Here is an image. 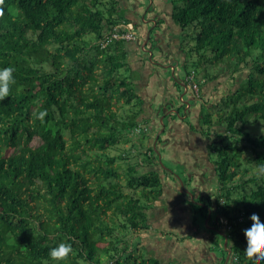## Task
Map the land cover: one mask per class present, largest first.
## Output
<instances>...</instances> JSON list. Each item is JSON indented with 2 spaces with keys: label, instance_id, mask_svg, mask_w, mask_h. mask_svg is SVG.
I'll list each match as a JSON object with an SVG mask.
<instances>
[{
  "label": "trees",
  "instance_id": "trees-1",
  "mask_svg": "<svg viewBox=\"0 0 264 264\" xmlns=\"http://www.w3.org/2000/svg\"><path fill=\"white\" fill-rule=\"evenodd\" d=\"M176 3L174 22L197 34V69L214 61L218 70H205V79L224 76L230 86L200 117L218 192L204 206L191 205L202 216L214 206L215 230L228 218V264H255L244 255L243 230L252 213L264 222V0ZM3 8L0 69L13 67L16 83L0 101V264H57L48 252L62 242L73 253L59 264H172L135 255L133 236L150 229L167 172L153 159V144L141 139L153 131L141 119L140 84L122 73L132 71L128 44L135 40L103 45L120 24L132 23L139 37L127 9L121 0H5ZM154 48L166 62L171 49L159 41ZM44 110L43 122L34 118ZM122 143L141 150L147 171L144 162L131 163L126 147L119 153ZM214 245L224 247L218 239Z\"/></svg>",
  "mask_w": 264,
  "mask_h": 264
},
{
  "label": "crops",
  "instance_id": "crops-1",
  "mask_svg": "<svg viewBox=\"0 0 264 264\" xmlns=\"http://www.w3.org/2000/svg\"><path fill=\"white\" fill-rule=\"evenodd\" d=\"M132 1L133 2L129 4L128 7H126L127 18L136 24L139 37L136 41L131 42L128 45L134 53V56L132 57L133 62L131 64L132 71L138 73V77H135V82L140 84V90L138 91L144 96L145 99L141 119L150 120L154 118L155 123V121L159 118L154 117L156 114V109L163 110L164 103L166 102V92L172 88L170 87L167 89L166 83L168 81H166V77L171 79V77L175 75V80L177 83V81L181 80V76H178V72H181V69L176 64H186L184 57L177 52V50H179L181 47V41H179V38L182 34V31L173 19L174 5L176 0ZM143 2L145 8L149 6V10H146L145 12L144 9L141 8ZM134 4L136 5L135 8ZM154 32L157 33L159 46L166 47V49H171V51H166V54L168 52L171 54L166 59V62H164L162 58L158 56V51L154 48ZM143 54H146V58L144 56L142 57ZM176 59H179L180 63L176 61ZM163 62L165 65L162 67L160 64H163ZM205 77V73L199 75L198 79L197 76L195 77V82H197L198 87H196L194 81L192 83L186 79L182 80L188 83L186 94H189L192 101H210V98L212 97L211 91L214 90L215 87H213V82L207 81ZM175 90L173 93H175ZM155 104L158 107H155ZM176 106L174 105L172 107V113L175 112ZM186 106L187 112L185 118L191 117V121H193L194 124L200 123L201 109L194 104H186ZM171 112L169 114H171ZM185 118L177 119L175 117H171L169 132L167 129L160 131V139H162V137L163 139L161 142L158 141L157 143L154 139V133L151 143L153 145L156 143L158 147L163 149L164 153H166L165 156L168 158L177 159L175 162L184 160L186 167L196 168L197 173L193 172V170H189V172L195 173L196 176L201 174L199 179L192 181L193 187H196L195 190L200 194L201 190L197 186L202 183V178L205 176V174L213 171L212 176H216L214 172V166L210 161L208 153V146L210 142L207 140V144L204 145V141H202V138L200 137V129H196L194 130V133L199 136V141H192L189 143L187 141L186 131L190 130V128L186 126ZM155 127H159L158 129H160L161 126L155 123L154 128ZM184 128L186 130H184ZM168 139L169 141H167ZM211 168H213V170ZM189 172L187 170L186 174H189ZM162 178L165 182L166 180L164 175H162ZM208 181L209 179H207V183ZM171 189L172 192H164L160 199L156 201V204L158 202L163 203V205L160 206L157 204V209L154 210L156 211L155 214L158 213V216L155 214L150 215L151 226L147 231L148 234H146L145 238V241L148 242V244L145 245L147 250L146 252H149L150 249L153 256L164 261L163 258L159 256H162L161 253L168 251L170 254L169 258H171L168 261H171L172 264H175L180 260V264H221L222 259L224 258L223 255H212V260L207 263L206 254L208 253L209 257L210 251L208 252V250L213 246L214 239H218V241L221 239L222 244L224 243L225 247L223 235L221 234L224 232L223 229L219 228L221 233H218V231L215 230L216 233L211 235H199L197 233L190 235V231H193V228L195 227L193 222L195 220L194 214L197 208L191 204H179V200H181L179 194L181 193L178 191V186H171ZM172 197H174L173 202H171ZM194 198L195 197H193V199ZM163 200H167L170 203H174L175 205L179 204V208L175 206L173 210H169L166 207L168 204H166ZM213 212L214 206L210 208L211 215ZM178 221L179 226H176L175 228H177L179 231V235H177L175 239H172L171 230L174 227H169V223L177 224ZM185 227H188L189 229L186 230ZM211 237L213 240L210 239ZM225 249L228 250V247L226 246Z\"/></svg>",
  "mask_w": 264,
  "mask_h": 264
},
{
  "label": "rangeland",
  "instance_id": "rangeland-1",
  "mask_svg": "<svg viewBox=\"0 0 264 264\" xmlns=\"http://www.w3.org/2000/svg\"><path fill=\"white\" fill-rule=\"evenodd\" d=\"M122 2V8H124L126 10V7H128L129 4H131L133 1L132 0H121ZM176 2H178V0H176ZM177 4V3H175ZM136 7V5L134 4V8ZM142 9H144V12L146 10H149V6L147 8H145L144 2L143 5L141 7ZM127 12V11H126ZM138 31V30H137ZM182 34L180 35L179 41H181V47L179 48V50H177V52L184 57V61H185V65L180 66L179 64H176L177 66H179V68L181 69V72H178V76H181V80L183 79H187V74H192V73H196V72H200V74L205 73L204 71L206 70L207 73H211V75H215L216 71L218 70L217 66L215 65L214 61H207L206 64V68L204 67V64H201V67L199 66V68L197 69L196 64H197V60L200 59V57H198V52H196L195 46H196V33L190 31L189 29H187L185 32H181ZM153 39L156 43V45L158 44V38H157V33L154 32L153 33ZM151 44V43H150ZM149 54V53H148ZM134 56V53L131 52L130 56H129V63L132 64L133 60L132 57ZM146 58V54H143L142 57ZM176 61H178L180 63L179 59H176ZM158 71V70H157ZM122 73L123 75H127L129 77V79L133 80L135 79V77H138V73H135L133 71H126L125 69H122ZM246 75V74H245ZM198 79V77H197ZM166 81H168L166 83L167 89H169L170 87H172L170 90H168L166 92V102L164 103L163 106V110H158L156 109V114L154 115V117H159L155 123L160 125V129H158L159 127H155L154 128V118L152 119H147L144 121L148 122V127L150 128L151 131H153L152 135H154V139L155 142L157 143L159 141V137L161 135L160 131H162L163 129H167L168 132L170 130V118L171 117H175L177 119H181V118H185L186 112H187V106L186 104L190 105V104H194L196 105L198 108L201 109V114H205L206 112L209 111V108L207 107L208 104L207 102L204 100H196V101H192L189 94H186V87L183 86V82H178L176 83L175 80V75H173L171 77V79H169V77H166ZM226 81H228V79L224 76H222L221 78H218L215 83H213V87H215V89L217 88V90H212V100L213 103L214 102H218L220 101V99L224 96L225 90L228 91L230 86H228L226 84ZM226 85V86H225ZM176 89V90H175ZM175 90V93H173V91ZM182 96V97H181ZM184 96V97H183ZM176 106L175 108V112L172 113V107ZM155 107H158L156 104L154 105ZM215 111V109L213 110V112ZM171 112V114H169ZM185 122H186V126L188 128H190V130L194 131L196 129H200V123H196L194 124L193 121H191V117L185 118ZM158 129V130H156ZM156 130V131H155ZM155 131V132H154ZM158 131V132H157ZM160 133V134H159ZM150 134V132L148 133V135ZM200 134V133H199ZM144 135V133L142 134ZM149 137V138H148ZM151 134L149 136H143L141 137L145 147H148L151 143V140L148 141L151 138ZM199 136H197L198 138ZM200 137L202 138V141H204V145L207 144V139L204 137L203 135L200 134ZM161 138V137H160ZM148 139V140H147ZM163 139V137H162ZM133 138V141L136 142ZM210 142V141H209ZM156 143H154V145H152L153 148V154L152 157L153 159L158 158L159 155V170L161 171H165L167 172L165 177V192L167 191L168 193L172 192L171 186H175L179 188V192L181 194H179L181 200L179 204L184 203L185 204H193V203H201L203 206L205 205V203L207 202V196H210L211 200H215L217 192H218V187H219V182H218V177L217 176H211V178L209 177V173H206L205 176L203 177L204 180L209 179L208 183L202 182L200 183L197 187L201 190V194H199L195 188L192 185V181L193 179H199L200 175H195L197 170L196 168H192V167H188L189 170H193V172H189V174H185V164H184V160H179L178 162H175V160L177 159H170L168 158L166 155V153H164V150L161 149L160 147H158L156 145ZM120 152H123V149H127L128 152H125V154H130V152L132 153V155H130V161L132 164H136V163H140L143 164V162L145 164H143L142 166L144 167V170L147 171L149 169V167H145L147 162L145 161V158L141 156H144L141 154V150H137L134 149V147H132V145L130 143L123 145L120 144ZM134 149V150H133ZM115 150L118 149H114L113 153H116ZM134 155V156H133ZM213 158V156H212ZM152 159V160H153ZM121 161V160H120ZM156 165V164H155ZM154 165V166H155ZM213 170V168H211ZM171 173L168 175V173ZM177 179L180 181H177ZM201 180V179H200ZM170 191V192H169ZM211 191V192H210ZM191 196V197H190ZM193 197H195L196 199H193ZM174 197H172L171 202H173ZM166 204V207L169 210H173L175 208V206H177L179 208V204L175 205L174 203H170L167 200H163ZM204 202V203H203ZM158 206L163 205L162 202H158L157 203ZM198 209V208H197ZM204 216H202L201 214V210L198 209V212L194 214L195 219H197V223L195 225V227L193 228V231H190V235H194V234H199V235H211L212 233H214L215 229H214V225L213 223L216 220V213H213V215H211L210 213L206 214L205 210H204ZM179 226V221L177 224L175 223H169V227H174L171 230V238L175 239V237L177 235H179V231L177 230V228L175 227ZM208 227V228H206ZM185 229H189L188 227H185ZM146 234H148L147 232H143L140 234V238H138L137 236H133L134 239V245L135 247H137V244L139 243L138 246V251L135 253V255H140L141 252H143L144 254H148V256H153L152 251L149 249V252H146V247L145 245L148 244V242L145 241L146 238ZM218 235V234H217ZM130 237V236H129ZM140 240V242H139ZM173 242V241H171ZM219 243L222 244V240L220 239L218 241ZM199 246V243H198ZM216 247V245L213 246V248L211 249L212 254L216 255V256H222L224 254V250L225 248L222 247L221 249H216L213 250ZM133 249V248H131ZM161 255L163 256H159L161 258H163L164 261H168L171 258L170 254L168 253V251H165L163 253H161ZM172 257V256H171Z\"/></svg>",
  "mask_w": 264,
  "mask_h": 264
},
{
  "label": "clouds",
  "instance_id": "clouds-1",
  "mask_svg": "<svg viewBox=\"0 0 264 264\" xmlns=\"http://www.w3.org/2000/svg\"><path fill=\"white\" fill-rule=\"evenodd\" d=\"M4 3L5 0H0V18H2L5 14L3 8ZM14 71L15 69L13 67H5L3 69H0V101H3L6 97H9L11 86L16 83L13 75ZM33 116L35 119L43 122L44 118L47 116V110L40 111L38 114L33 113ZM258 173L264 174V165H260L258 167ZM222 218L226 221L225 223L221 221ZM250 220L252 221L251 226L243 230V234L246 240L244 255L248 261H254L255 264H260L261 261H264V222L260 220L259 215L256 213H252L250 215ZM219 221V228H222L224 231L226 226L229 225V220L227 217L222 215ZM219 228L217 229V231L221 233ZM221 234L223 235L225 233L223 232ZM72 253V245L62 242L58 246L50 249L48 252V256L51 261H55L57 262V264H59V262L67 260ZM104 259L107 260V257H105Z\"/></svg>",
  "mask_w": 264,
  "mask_h": 264
},
{
  "label": "built area",
  "instance_id": "built-area-1",
  "mask_svg": "<svg viewBox=\"0 0 264 264\" xmlns=\"http://www.w3.org/2000/svg\"><path fill=\"white\" fill-rule=\"evenodd\" d=\"M120 28H125L123 32L120 31ZM137 32L134 29V26L132 23L128 24H120V26H117L111 31L110 36L107 38V40H104L103 45L106 46L109 41L112 39H125L128 41L137 40ZM221 221L225 223L226 221L222 218Z\"/></svg>",
  "mask_w": 264,
  "mask_h": 264
},
{
  "label": "flooded vegetation",
  "instance_id": "flooded-vegetation-1",
  "mask_svg": "<svg viewBox=\"0 0 264 264\" xmlns=\"http://www.w3.org/2000/svg\"><path fill=\"white\" fill-rule=\"evenodd\" d=\"M188 84V83H187ZM187 87H188V85H187ZM187 89V88H186ZM182 126V125H181ZM180 126V127H181ZM184 130H186L185 128H184ZM186 137H187V141L190 143V142H192V141H195V142H197V141H199V138H197V135L194 133V131H192V130H188V131H186ZM167 141H169V139L167 140ZM177 181H178V179H177Z\"/></svg>",
  "mask_w": 264,
  "mask_h": 264
},
{
  "label": "water",
  "instance_id": "water-1",
  "mask_svg": "<svg viewBox=\"0 0 264 264\" xmlns=\"http://www.w3.org/2000/svg\"><path fill=\"white\" fill-rule=\"evenodd\" d=\"M178 82H183V86L187 88V85H188V84H187L186 81H182V80H180V81H178ZM223 235H224V237H226V234H223ZM227 245H228V240H227V237H226V240H225V246H227ZM228 252H229V254H228V256H227L226 261H225L224 264H228V261H229V259H230V254L232 253L230 249H228Z\"/></svg>",
  "mask_w": 264,
  "mask_h": 264
}]
</instances>
